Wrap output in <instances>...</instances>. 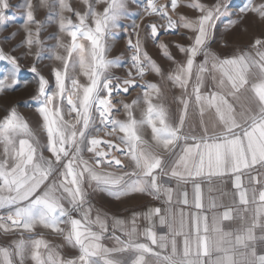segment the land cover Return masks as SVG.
I'll return each mask as SVG.
<instances>
[{"label":"snow or ice","instance_id":"6c2138e0","mask_svg":"<svg viewBox=\"0 0 264 264\" xmlns=\"http://www.w3.org/2000/svg\"><path fill=\"white\" fill-rule=\"evenodd\" d=\"M82 2L85 11L80 12L66 0H38L36 5L24 0L23 45L29 52L37 47V60L43 58L38 7L48 9L49 20L55 10L59 31L69 39L58 37L49 57L62 66L52 70L54 89L35 64L29 69L37 77L32 100L42 118L44 142L14 104L0 116V231L21 230L19 239L0 245V264H264V35L246 46L233 44L231 52H218L212 48L216 22L230 0H216L212 6L189 0L184 7L197 12L195 17L180 13V0H171L177 19L166 5L146 0L144 13L166 21L159 27L147 25L151 38L161 29L182 27L191 33L190 43L177 45L183 61L159 44L171 61L165 71L144 50L140 25L133 23L136 41L129 38L127 43L135 75L129 71L120 80L109 74L118 61L107 58V38L122 27L127 0ZM96 5H103L102 10ZM9 8V0H0V21ZM65 12H72L77 22ZM239 13L232 27L247 14L264 24V0H247ZM0 61L10 65L0 73V93L16 90L22 71L18 58L0 49ZM147 72L158 76L159 83L137 85L136 77L143 79ZM169 85L179 89V94L171 93L175 111L168 103ZM134 86L142 94L131 103L117 101L126 119H116L114 93L127 94ZM65 101L67 115L75 114L71 119H66ZM101 131L119 143L93 135ZM111 168L116 170H107ZM226 178L232 182L231 193L217 187ZM205 184L209 193H220L209 196L207 204ZM97 191L116 200L146 195L165 207L134 211L127 219L109 217L91 203ZM38 226L62 237L77 254H63V246L36 233Z\"/></svg>","mask_w":264,"mask_h":264},{"label":"rangeland","instance_id":"374dc122","mask_svg":"<svg viewBox=\"0 0 264 264\" xmlns=\"http://www.w3.org/2000/svg\"><path fill=\"white\" fill-rule=\"evenodd\" d=\"M75 11L83 12L85 11V5L82 0H66ZM158 4H164L169 9V14L172 15L173 19H177L176 15L171 12V0H156ZM189 0H180L181 7L178 9L180 13H184L189 17H195L198 15L192 9L184 7ZM201 3L212 6L216 3V0H200ZM247 0H230V7L227 9L224 15H222L216 22L215 28V39L216 43L212 44L221 46L222 48L225 43L232 48V45L239 43L241 46H246L253 41V38H261L264 35V24H261L253 14H247L243 19L242 23L237 24L232 27L230 22L236 21L239 18V9L244 7ZM259 2V0H257ZM34 5L38 4V0H33ZM10 8L5 12V19L0 21V49L4 53L12 56H16L21 65L22 71L19 73V85L16 90L8 91L7 93H0V116L4 114V109L7 108L9 104H14L17 107L19 113L30 123V125L37 131V135L44 142L45 134L40 129L41 117L36 111L37 104L32 100V96L35 94L37 89V77L29 69L35 64L37 70L43 75L48 81L51 89L55 87V79L52 70L57 67H62L59 61L55 59H50L53 49L57 44V38L63 39L65 42L68 41L66 34L59 31L58 19L55 16V10L53 12V18L48 19L49 11L46 8L38 7L36 11V19L43 25L39 39L42 41V59H36L37 47L33 46L31 52L28 48L23 45V40L25 38V28L26 23L24 15V0H9ZM146 6V0H127V16L120 20L122 27L112 29L110 36L107 38V45L109 46V51L107 53L108 59H113L118 61V65L110 70V75L117 77L120 80L128 78V72L132 71L135 75V69L131 66L130 57L132 55V50L128 47V39L131 38L133 43L136 41L135 31L132 28L133 23L139 24L138 29L140 33V39L142 41L144 50L148 52V55L165 71L169 70L171 67V61L165 58L159 48L160 43H164L168 46L169 51L176 58L177 61L184 60V54L179 51L177 45L188 46L190 41L188 36L191 33L184 29L178 28L175 31L169 30L164 31L161 29V34L153 39L150 36V28L147 25L151 23H156L157 26L165 24L166 21L161 20L158 16H148L144 13V7ZM103 5H96L98 11L102 10ZM64 15L70 18L74 23L77 22L75 15L72 12H65ZM32 30L35 32L36 26L30 25ZM125 27L127 32H125ZM80 43L87 44L86 40L81 39ZM226 48V49H227ZM58 51L63 52L62 49ZM202 57V56H200ZM197 57V60L200 58ZM10 68V65L6 61H0V73H4ZM81 83H86V78L79 75L77 72ZM160 78L152 72H147L143 79L136 77L137 85H143L145 82L159 83ZM116 83V80H113ZM170 92L168 94V103L171 110L175 111L177 105L172 103L171 93L175 92L179 94L178 89H171L169 85ZM142 94V88L139 86H134L130 88L129 93L125 94L123 92L115 93L114 101L117 104L119 111L114 113L116 119L124 120L126 119V113L124 112L120 103L117 101H123L125 103H131L133 99ZM65 111L66 119H71L74 117V113L71 116L67 115V107L65 101ZM137 118L140 116L139 109L135 111ZM96 126L99 127V120L96 121ZM93 135H98L103 140H116L115 136H107L103 131L98 134L93 132ZM146 137L150 136V129L145 130ZM119 143L118 140H116ZM121 147H123L121 145ZM85 157H89L90 154L85 152ZM123 160L124 157H121Z\"/></svg>","mask_w":264,"mask_h":264},{"label":"crops","instance_id":"0c3cea01","mask_svg":"<svg viewBox=\"0 0 264 264\" xmlns=\"http://www.w3.org/2000/svg\"><path fill=\"white\" fill-rule=\"evenodd\" d=\"M213 50H216L218 52H231L232 48H222L221 46L214 45ZM203 57H200L197 61L199 62L202 60ZM179 91V89H178ZM45 155H48L47 152H45ZM122 157V156H121ZM120 157V158H121ZM86 159H90V156ZM124 163L127 164L128 161L126 159H123ZM103 170V169H98ZM109 171H115V168L107 169ZM171 186L175 187V181L171 182ZM217 187H222L224 191H227L231 193L233 191L232 189V182L230 179L226 178V183L224 185H217ZM208 185H203V193L205 198V204H207L209 196H219V192H208ZM186 190L189 192V198L191 199L192 195V185L191 183L186 185ZM91 203L94 205V208L99 210L101 213L111 216H117L120 218L127 219L131 216L132 212H141L144 211L147 207H165L162 201L160 200H153L151 197L146 195H136L133 197H125L122 200H116L112 196H110L107 192H94L91 194L90 197ZM229 200L228 197L224 198V202L227 203ZM179 207V206H178ZM75 215V213H73ZM95 215V212L93 213ZM141 227L144 226V221H140ZM109 227L111 229V220H109ZM36 233H40L43 235V237L48 240L53 245H61L63 246L61 248V251L65 255H75L77 254L74 250L71 249L70 246L66 245L65 241L62 239V237L55 235L51 232V230L44 229L42 227L36 228ZM21 234V230H16L15 233H3V231H0V245H8L12 240L19 239ZM24 237H27L29 235H34L30 233H23ZM117 235H119V232H117ZM106 244L109 246L112 245V241L106 240ZM28 264H31L29 261Z\"/></svg>","mask_w":264,"mask_h":264},{"label":"bare ground","instance_id":"6f19581e","mask_svg":"<svg viewBox=\"0 0 264 264\" xmlns=\"http://www.w3.org/2000/svg\"><path fill=\"white\" fill-rule=\"evenodd\" d=\"M112 99H113V103L115 104L116 109H118V108H117V104H116V102L114 101V99H115V93H114ZM115 112H116V111H114V113H115ZM114 113H113V115H114ZM113 155H115V156H117V157H119V158L121 157L120 154L117 153V152H114Z\"/></svg>","mask_w":264,"mask_h":264}]
</instances>
